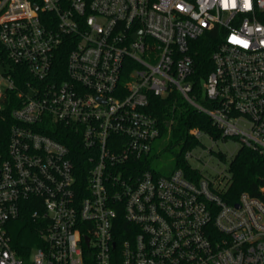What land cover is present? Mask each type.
Here are the masks:
<instances>
[{
	"label": "built area",
	"instance_id": "1",
	"mask_svg": "<svg viewBox=\"0 0 264 264\" xmlns=\"http://www.w3.org/2000/svg\"><path fill=\"white\" fill-rule=\"evenodd\" d=\"M242 7L0 0V264H264V195L229 202L231 176L191 165L195 181L140 164L161 133L146 111L150 97L173 91L223 136L264 155V0ZM201 40L214 51L200 86ZM57 127L78 138L84 164L43 131ZM20 221L33 223L39 240L22 255Z\"/></svg>",
	"mask_w": 264,
	"mask_h": 264
},
{
	"label": "trees",
	"instance_id": "2",
	"mask_svg": "<svg viewBox=\"0 0 264 264\" xmlns=\"http://www.w3.org/2000/svg\"><path fill=\"white\" fill-rule=\"evenodd\" d=\"M213 51L214 46H210L206 40L199 42V51L195 57L197 63L195 78L200 86L213 68ZM68 52L69 48L67 46H63L59 50L57 65L60 68H65ZM201 101L207 104L206 100L201 99ZM146 111L158 118L161 130L160 137H167L166 149L174 150V158L172 168L166 173L154 168L150 157L146 160H141L140 164L158 175H169L176 169H182L190 179L199 180L201 174L198 170L192 168L186 158V154L188 151L204 144L191 134L190 130L198 128L216 141L220 139L226 140L228 137L223 136L222 130L214 124L213 119L209 115L195 109L177 91H173L165 97L152 95ZM43 131L69 144L75 153L77 165L81 166L84 164L87 158L86 151L81 149L78 138L74 136L70 128H47L43 129ZM215 154L220 159L226 160L227 156L222 151H217ZM229 172L231 182L223 194L224 198L229 202L237 201L243 192H249L256 197L264 195L261 189L264 187V155L258 150L241 145L229 162ZM18 225L20 230H18L19 233H16L15 243L19 244V248H21L19 253L22 255V248L31 247L33 243H37L39 240L37 239L38 236L35 233L33 223L20 221ZM27 231L31 234L30 237L25 236V234L22 238L18 237V234L26 233Z\"/></svg>",
	"mask_w": 264,
	"mask_h": 264
},
{
	"label": "rangeland",
	"instance_id": "3",
	"mask_svg": "<svg viewBox=\"0 0 264 264\" xmlns=\"http://www.w3.org/2000/svg\"><path fill=\"white\" fill-rule=\"evenodd\" d=\"M204 145L193 150V156L189 159L190 164L199 169L205 176L214 178L219 173L225 175V178L230 176L229 162L236 154L241 146L239 140L228 137L226 140H218L216 142L209 139L207 136L202 137ZM167 137H159L153 143V148L149 157L151 158L152 166L163 173L168 172L172 168L174 150L166 149ZM212 149L213 152L209 151ZM222 151L226 154V160L220 159L215 152ZM17 228L15 233H17ZM25 236L30 237L31 234L27 231Z\"/></svg>",
	"mask_w": 264,
	"mask_h": 264
},
{
	"label": "clouds",
	"instance_id": "4",
	"mask_svg": "<svg viewBox=\"0 0 264 264\" xmlns=\"http://www.w3.org/2000/svg\"><path fill=\"white\" fill-rule=\"evenodd\" d=\"M223 7L225 9L235 8L236 0H222ZM241 10H250V0H243V7ZM229 42L233 44H239L244 46L245 48L248 46V41L239 38L237 35H231L229 38Z\"/></svg>",
	"mask_w": 264,
	"mask_h": 264
},
{
	"label": "water",
	"instance_id": "5",
	"mask_svg": "<svg viewBox=\"0 0 264 264\" xmlns=\"http://www.w3.org/2000/svg\"><path fill=\"white\" fill-rule=\"evenodd\" d=\"M237 206H238V204H237Z\"/></svg>",
	"mask_w": 264,
	"mask_h": 264
}]
</instances>
